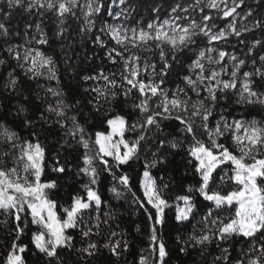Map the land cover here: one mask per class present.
I'll use <instances>...</instances> for the list:
<instances>
[{
  "label": "snow or ice",
  "instance_id": "snow-or-ice-1",
  "mask_svg": "<svg viewBox=\"0 0 264 264\" xmlns=\"http://www.w3.org/2000/svg\"><path fill=\"white\" fill-rule=\"evenodd\" d=\"M18 9L30 18L23 30L10 19ZM148 12L135 0H0V80L19 97L0 117V214L11 222L0 264H29L26 254L90 264L105 252L127 264L131 242L101 192L104 174L146 215L135 264H168L167 209L189 226L175 242L198 264H264V0H173ZM26 82L40 89L34 99ZM165 122L179 133L167 148ZM170 149L197 178L178 192L153 173ZM49 170L80 180L68 201L53 197Z\"/></svg>",
  "mask_w": 264,
  "mask_h": 264
},
{
  "label": "trees",
  "instance_id": "trees-1",
  "mask_svg": "<svg viewBox=\"0 0 264 264\" xmlns=\"http://www.w3.org/2000/svg\"><path fill=\"white\" fill-rule=\"evenodd\" d=\"M173 0H135V4L140 11V16L144 19H147L150 15L148 12L149 7L153 3H156L162 7V10H167L168 5L171 4ZM250 4L254 3V0H248ZM255 7V5H254ZM12 25H19L20 29L23 30V24L28 21L30 18L22 10H16L14 15L10 18ZM111 20V17H108ZM14 42H20V39L17 37ZM58 50V49H57ZM100 63L99 60H96L92 67H95ZM89 65H85V68H88ZM5 75L3 70H0V77ZM43 83V81H41ZM55 86V82H51ZM65 91L72 92L76 89L77 81L69 79L67 74H62V85ZM31 91V96L34 99L35 93L39 92L40 89L36 88L35 82H26L25 85V94H29ZM19 97L12 96L6 92L3 88V81L0 80V117H5L6 112L11 109L15 111V105L17 104ZM125 110H130L127 105L124 106ZM256 117L259 118L258 111L255 113ZM6 119L11 122L12 117L7 116ZM166 124L172 125L171 127L166 128L165 134L160 137V139L165 140L166 148L167 141L170 136L175 138L179 136V133H175L174 125L175 122H165ZM58 137L53 134L50 137V149L52 154L55 155V152L58 150V145L56 140ZM150 151H147L143 155L146 159H152L153 153H158L156 143L151 142ZM160 151H164L161 149ZM67 155L66 153H62ZM168 162L164 165L159 166L157 169L153 170L154 175H163L164 180L168 181L171 178V183L174 186V191H180L181 186L187 185L189 183H195L196 177L191 174L190 169L187 168L185 153L182 150L170 149L168 150ZM72 164H76V160L71 161ZM137 169L141 168V165L138 163L135 165ZM187 171V175L185 174ZM48 177L57 179L58 187L53 191L52 195L54 198H57L61 202H66L70 199L71 194L79 190L80 180L73 175V172H66L65 174H57L54 172L48 171ZM86 179V178H85ZM114 185V182L111 181L110 177H107V174L102 175L100 189L105 197V199L113 205V207L119 213V223L120 226L126 231L128 239L131 242V247L129 252L125 254L127 264H135V261L138 259V254L141 249L147 247V225L148 221L146 215L139 207V205L133 203L132 193L123 192L121 196L117 197L112 191L111 188ZM118 187V186H117ZM133 190L136 191V182L133 180ZM138 196L142 197V194L139 191H136ZM3 215L0 214V253L6 251L7 244L10 243V237L8 236V231L11 227V222L9 221L7 225L3 223ZM137 226L140 227L141 231L137 232ZM188 225L180 226L174 220V210H166V223L161 230V235L163 236L166 245L169 248L170 256L167 258L168 264H198L200 258L193 253L192 255H184L178 250V246L175 242L176 238L182 233H185L188 229ZM25 242H27V237H25ZM240 245H237L239 248ZM29 264H37V257L32 256L31 254H26ZM69 264H73V258L67 256ZM114 257H111L107 252L103 254L102 257L90 261V264H114ZM39 264H44L43 259H40ZM119 264H125V259L122 258Z\"/></svg>",
  "mask_w": 264,
  "mask_h": 264
}]
</instances>
